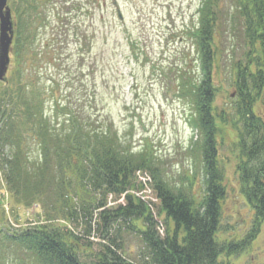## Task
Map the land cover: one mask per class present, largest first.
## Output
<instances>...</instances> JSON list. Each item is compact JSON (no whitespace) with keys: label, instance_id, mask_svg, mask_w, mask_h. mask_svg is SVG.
<instances>
[{"label":"trees","instance_id":"trees-1","mask_svg":"<svg viewBox=\"0 0 264 264\" xmlns=\"http://www.w3.org/2000/svg\"><path fill=\"white\" fill-rule=\"evenodd\" d=\"M87 1L97 2L10 0L14 38L10 68L0 80V194L5 191L10 199L4 203L0 197V247H7L17 264H221L222 254L242 250L264 223V0L228 5L199 0L197 5V21L189 31L199 61L197 77L185 72L178 81V94L190 99V122L198 133L190 145L202 164L197 198L190 187L162 175L151 149L135 151L98 118L94 94L71 102L60 94V81L40 71L52 62L74 77L82 72L81 50L90 52L95 36ZM96 19L104 23L105 15ZM226 36L241 39L242 48L231 43L226 56L230 101L219 107L220 85L213 74ZM69 38L76 41V71L66 60ZM225 122L234 126L242 193L254 209L251 230L236 240L217 236L226 196L218 153ZM140 168L150 172V187L135 181ZM146 186L157 200L155 214L154 203L141 193ZM120 196L123 203L109 204ZM18 207L29 209L24 222ZM6 210L16 226H4ZM79 216L87 235L96 223L102 240L96 248L89 236L84 240L67 228L64 219L73 222ZM121 231L142 241L135 260L122 249Z\"/></svg>","mask_w":264,"mask_h":264},{"label":"rangeland","instance_id":"rangeland-1","mask_svg":"<svg viewBox=\"0 0 264 264\" xmlns=\"http://www.w3.org/2000/svg\"><path fill=\"white\" fill-rule=\"evenodd\" d=\"M117 2L122 19L117 17L111 0H106L104 6L100 0L86 2L89 14L92 12L94 17L92 26L95 28V36L91 51H86V48L81 50L83 59L79 63L82 72L72 68L78 58L76 41L69 38L65 48L68 56L66 60L70 69L77 72V77L68 74L63 65L59 68L52 62H47L40 71L50 73L59 80L60 90L62 89L60 94L69 95L71 102L83 95L87 99V96L94 94L98 118L116 129L121 140L128 142L135 151L151 149L155 156L154 162L162 175L170 182L182 184L183 188L190 187L191 193L197 198L202 187V164L199 153H193L190 145L198 140V133L190 122L193 112L190 99L178 94V81L185 72L197 77L199 61L195 42L189 31L197 21L199 0ZM224 2L230 4V0ZM8 4L10 6V0ZM100 13L105 15L104 23L96 19ZM87 22L89 25V20ZM45 33L40 35L41 39L46 36ZM224 38L221 45L224 48L222 60L213 74L214 82L220 85V91L215 97V105L219 107L230 101L228 92L231 87L227 83L231 66L226 56L230 52L231 43L242 48L241 39ZM91 61L94 63L92 68ZM9 68L10 65L8 70ZM46 77L44 75L43 80L47 81ZM49 103L45 102L46 106ZM85 104L87 105V100ZM220 127L218 153L224 170L226 196L221 203V225L217 236L236 240L251 230L254 209L242 193L234 126L225 122ZM134 179L139 183L145 181L149 186L152 176L148 170L140 168ZM142 193L154 203L155 214L157 200L153 190L147 188ZM6 195L5 191L0 194L4 203L10 199ZM123 202L124 196L110 199L111 205ZM4 203L3 206L6 207L8 204ZM9 203L12 206L11 201ZM16 210L20 214L23 212L21 222L30 216L29 209L18 207ZM6 215L8 218L3 219L4 226H16L7 210ZM159 219L161 223L162 218ZM64 221L68 223L67 228L84 240H88L86 237L89 236L93 241V248L102 241L94 221L90 235L86 234L82 217L79 216L73 222L68 219ZM118 238L126 257L135 260L142 247L138 235L121 231ZM248 240L242 250L222 254L221 264H264V223L260 224L255 236ZM2 248L0 247V264H17L16 256L7 247Z\"/></svg>","mask_w":264,"mask_h":264},{"label":"water","instance_id":"water-1","mask_svg":"<svg viewBox=\"0 0 264 264\" xmlns=\"http://www.w3.org/2000/svg\"><path fill=\"white\" fill-rule=\"evenodd\" d=\"M7 2L8 0H0V80L5 77L10 64L11 44L14 37V22ZM112 4L116 7L117 15L121 19L117 1L112 0Z\"/></svg>","mask_w":264,"mask_h":264},{"label":"built area","instance_id":"built-area-1","mask_svg":"<svg viewBox=\"0 0 264 264\" xmlns=\"http://www.w3.org/2000/svg\"><path fill=\"white\" fill-rule=\"evenodd\" d=\"M143 183H145L146 184V182L144 181ZM146 188H147V186H146Z\"/></svg>","mask_w":264,"mask_h":264}]
</instances>
